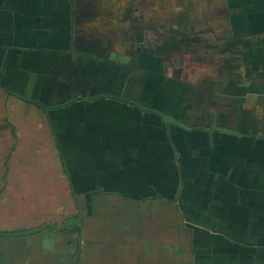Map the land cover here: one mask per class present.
<instances>
[{"label":"crops","instance_id":"0c3cea01","mask_svg":"<svg viewBox=\"0 0 264 264\" xmlns=\"http://www.w3.org/2000/svg\"><path fill=\"white\" fill-rule=\"evenodd\" d=\"M6 123L0 264H264V0H0Z\"/></svg>","mask_w":264,"mask_h":264},{"label":"flooded vegetation","instance_id":"af4514ba","mask_svg":"<svg viewBox=\"0 0 264 264\" xmlns=\"http://www.w3.org/2000/svg\"><path fill=\"white\" fill-rule=\"evenodd\" d=\"M262 130L264 133V124L262 126ZM80 195H84L85 198H86V196H88L87 194H78V193L73 194L76 214L72 218L66 219L60 224H47V225H49V226L54 225V228L57 231L70 232L71 234L76 235L77 237H80V239L83 238L84 223L87 222L89 219H91V217L94 215V206L92 204L93 203L92 200L87 201L86 204L89 206V212H87L88 206H86V208H85V206L83 207L81 204V202L85 201L86 199L80 200ZM85 209H86V211H85ZM77 239H79V238H77Z\"/></svg>","mask_w":264,"mask_h":264},{"label":"water","instance_id":"95a60500","mask_svg":"<svg viewBox=\"0 0 264 264\" xmlns=\"http://www.w3.org/2000/svg\"><path fill=\"white\" fill-rule=\"evenodd\" d=\"M69 1H72V0H69ZM121 100V98H119ZM67 200L72 203L73 202V199H72V195L69 194L67 192ZM14 208L16 209H20L18 208V206H15ZM11 208L7 205V202H2V206L0 205V225H14L15 223H20L21 220H19L18 218L16 217H13L10 214H8L7 212L10 210ZM3 212V213H2ZM12 221L13 223H9V221ZM52 229V230H55L57 231L55 228H54V225H42L40 226L39 228H35L33 229L32 231H25L27 232V234H22V233H14V231H4V232H0V238H6V239H9V240H19V239H24L26 237H30V236H33L45 229Z\"/></svg>","mask_w":264,"mask_h":264},{"label":"trees","instance_id":"16d2710c","mask_svg":"<svg viewBox=\"0 0 264 264\" xmlns=\"http://www.w3.org/2000/svg\"><path fill=\"white\" fill-rule=\"evenodd\" d=\"M5 93L9 96V97H15L13 94H11L7 89H4ZM29 101V100H28ZM29 103H33V105L35 107H37L38 109H41V110H45V109H49V107H52V106H46V105H42V104H39L37 102H29ZM53 107H61L60 105H54ZM6 128H9V125L6 123V124H3V125H0V131L2 129H6ZM49 229V228H47ZM46 230V229H45ZM56 232H62V231H56ZM14 233H22V234H27V232L25 231H17V232H14ZM66 233V232H64ZM67 233H70V232H67ZM71 234V233H70ZM3 239H6L3 237Z\"/></svg>","mask_w":264,"mask_h":264},{"label":"rangeland","instance_id":"374dc122","mask_svg":"<svg viewBox=\"0 0 264 264\" xmlns=\"http://www.w3.org/2000/svg\"><path fill=\"white\" fill-rule=\"evenodd\" d=\"M88 115V114H87ZM71 117V116H70ZM90 117V116H89ZM71 122H72V120H71ZM99 187H101L102 188V186H99ZM148 192H150V191H148L147 190V193ZM87 198V197H86ZM87 199L85 200V201H82L81 202V204H82V206L84 207L85 206V208H86V206H88L87 204ZM85 204V205H84ZM85 211H86V209H85ZM87 212H89V206L87 207ZM3 213V212H2ZM8 214H10L11 212H10V210L7 212ZM9 223H13L11 220L9 221ZM14 225H16V224H14ZM44 225H47V224H44ZM6 226H8V227H14V226H12V225H6ZM9 231H12V230H9ZM16 232L17 231H19V230H15ZM13 232V231H12Z\"/></svg>","mask_w":264,"mask_h":264}]
</instances>
